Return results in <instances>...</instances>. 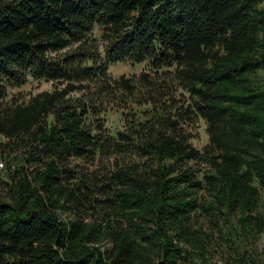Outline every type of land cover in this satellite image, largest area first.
Here are the masks:
<instances>
[{
  "label": "trees",
  "instance_id": "trees-1",
  "mask_svg": "<svg viewBox=\"0 0 264 264\" xmlns=\"http://www.w3.org/2000/svg\"><path fill=\"white\" fill-rule=\"evenodd\" d=\"M123 59L146 68L111 75ZM259 69L264 0H0V99L54 82L0 102V134L25 146L21 191L0 199V264H175L199 209L260 228ZM55 200L79 212L62 219Z\"/></svg>",
  "mask_w": 264,
  "mask_h": 264
},
{
  "label": "rangeland",
  "instance_id": "rangeland-1",
  "mask_svg": "<svg viewBox=\"0 0 264 264\" xmlns=\"http://www.w3.org/2000/svg\"><path fill=\"white\" fill-rule=\"evenodd\" d=\"M94 30L96 36H99L98 31ZM144 68H146L145 61L131 62L123 59L111 61L108 64V70L113 76L121 73H138ZM254 81L255 85L264 89V69H259L255 73ZM53 86L52 80L29 78L20 86L9 87L7 95L2 100L0 99V102L9 101L12 96L21 101L27 100L31 95L42 90H50ZM262 117H264V112H262ZM106 125L111 131L123 128L124 122L120 113L108 111ZM207 141L205 123L198 120L193 129L191 142L201 148ZM24 149V143L16 146L0 134V162H2L0 165V199L7 198L9 185H14L17 193L21 191L20 179L15 177V170L23 162ZM258 188L260 201L255 214H258L262 222L260 228L253 217L248 219V215L240 209L228 212L223 208L220 212L216 208L207 213L199 209L192 215L194 234L182 244V254L175 264H264V188L259 185ZM201 193L203 190L199 191V194ZM60 203L61 200L54 202V210L62 219L74 218L79 212L61 208ZM110 214L111 219L120 217L119 210H112ZM85 219L88 220L87 215Z\"/></svg>",
  "mask_w": 264,
  "mask_h": 264
},
{
  "label": "built area",
  "instance_id": "built-area-1",
  "mask_svg": "<svg viewBox=\"0 0 264 264\" xmlns=\"http://www.w3.org/2000/svg\"><path fill=\"white\" fill-rule=\"evenodd\" d=\"M0 165H2V162H0Z\"/></svg>",
  "mask_w": 264,
  "mask_h": 264
}]
</instances>
